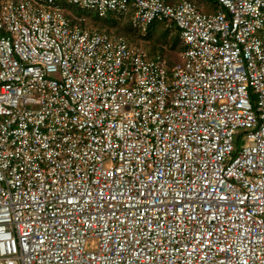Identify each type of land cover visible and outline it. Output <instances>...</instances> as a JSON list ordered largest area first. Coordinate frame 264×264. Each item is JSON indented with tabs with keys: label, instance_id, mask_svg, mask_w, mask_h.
Listing matches in <instances>:
<instances>
[{
	"label": "built area",
	"instance_id": "2783aa9c",
	"mask_svg": "<svg viewBox=\"0 0 264 264\" xmlns=\"http://www.w3.org/2000/svg\"><path fill=\"white\" fill-rule=\"evenodd\" d=\"M216 3L0 0V264H264V0Z\"/></svg>",
	"mask_w": 264,
	"mask_h": 264
},
{
	"label": "rangeland",
	"instance_id": "374dc122",
	"mask_svg": "<svg viewBox=\"0 0 264 264\" xmlns=\"http://www.w3.org/2000/svg\"><path fill=\"white\" fill-rule=\"evenodd\" d=\"M60 5L62 7H65L66 2H61ZM63 13H64L65 17H67L69 19V21L71 23V26L73 28L80 27V28H83V29H86V30H90V31L100 32V30H103L101 32L117 33V30H116L117 29V25L113 26V25H109L107 23H104V25L102 26V29H101V25L100 24L95 25V23H97L96 21L98 20V18L94 19V16H97V14L92 9L84 8L81 5H75L73 7H69L67 10L63 11ZM108 15H110V14H107V16ZM80 16H85V17L88 16L89 18L87 19L86 23H82L80 21ZM125 17L128 18V16L125 15V13L119 12V13H115L113 18H125ZM107 19H110V16H108ZM120 23L124 24V22H120ZM111 24H113V23H111ZM151 27L152 26H150L147 29V31H146V33L144 35H141V34H139L137 32L136 28L133 27L131 22H129L126 25V29L129 32V34L131 35V34L137 33L138 35L141 36V38L137 37L136 35H132V36L120 35V36L126 38L127 40H130L131 42L138 43L143 48V50L146 51L149 54H151V53L157 54V53H159L160 45H163L162 40H159V42H157L155 39H153V41L150 44V46H148V43L145 41L146 37L149 35L148 32H149ZM170 31H169V34L167 36V41H169V40L172 41L175 38L178 39L177 38V34H176L177 33V28L175 26H173V27H171ZM180 49H181V45H180V48H175V49H173L172 47L170 48V53L172 55V60L173 61L177 59V55H178V52H179ZM238 132H240V131H237L236 133H238ZM240 145H241V143H240ZM96 245H97V240L96 239L88 240L87 244H86L87 250L88 251L94 250L96 248Z\"/></svg>",
	"mask_w": 264,
	"mask_h": 264
},
{
	"label": "trees",
	"instance_id": "16d2710c",
	"mask_svg": "<svg viewBox=\"0 0 264 264\" xmlns=\"http://www.w3.org/2000/svg\"><path fill=\"white\" fill-rule=\"evenodd\" d=\"M165 1H167V3H169V4H174L178 0H165ZM188 1L194 3L196 5V7L202 8L205 13H216V11H218V9H219V6L217 5L216 0H188ZM59 7L61 8V10L63 12L65 10H67L70 6H67V4H66L65 7H62L61 5H59ZM108 16H110V19H107ZM108 16L106 15V17H104V18H99L97 16H94V19L98 18V20L96 21L97 23H95V25L100 24L101 29H102V26L104 25V23H107V24L113 25V26L117 25V29H116L117 33H108V32H105V33L114 34V35H123V36L136 35L137 37L141 38V36L138 35L137 33L130 35L129 32L127 31L126 25L129 23V17L128 18H126V17L125 18H113L114 14H110ZM88 18H89L88 16L87 17L80 16V21L82 23H86ZM120 22H124V24H121ZM111 23H113V24H111ZM70 26H71V23H70ZM151 26L152 27L150 28V30L148 32L149 35L145 39V41L148 43V46H150L153 39H155L157 42H159V40H162L163 45H160L159 53H157V54L151 53L150 55L161 56L165 61L168 62L169 65H172L177 59L174 61L172 60L170 48L171 47L173 49L180 48V45H181V49H182V47H183L182 42L179 40L178 36H177L178 39L175 38L172 41L171 40L167 41V36H168L169 31L171 29V27L168 26L167 21H154ZM101 31H103V30H100V32Z\"/></svg>",
	"mask_w": 264,
	"mask_h": 264
},
{
	"label": "crops",
	"instance_id": "0c3cea01",
	"mask_svg": "<svg viewBox=\"0 0 264 264\" xmlns=\"http://www.w3.org/2000/svg\"><path fill=\"white\" fill-rule=\"evenodd\" d=\"M138 32V31H137ZM140 34V33H139Z\"/></svg>",
	"mask_w": 264,
	"mask_h": 264
}]
</instances>
